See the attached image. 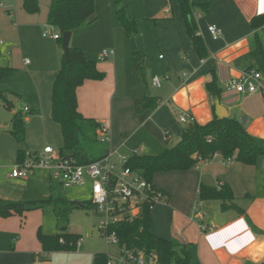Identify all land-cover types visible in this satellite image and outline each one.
I'll list each match as a JSON object with an SVG mask.
<instances>
[{
  "label": "crops",
  "instance_id": "obj_1",
  "mask_svg": "<svg viewBox=\"0 0 264 264\" xmlns=\"http://www.w3.org/2000/svg\"><path fill=\"white\" fill-rule=\"evenodd\" d=\"M7 1L9 19L0 12V37L5 40L0 46V66H11L14 71L0 81V90H11L20 101H14L12 111H0V197L36 201L49 198L56 182L53 170L34 168L19 178L11 172L21 149L37 151L64 144L61 125L52 116L54 83L64 50L60 38L43 35L46 30L60 34L48 22L52 0H39L38 14L26 12L22 0ZM191 1L195 3L191 17L208 50L205 58L192 45L178 0H122L143 35L144 79L135 65L134 43L118 22L116 0H96L95 16L86 23L97 25L102 21L101 12L109 11L102 22L108 41L88 58L97 61L106 77L87 79L78 87L77 97L80 112L108 129L114 160L140 152L158 154L176 145L186 125L181 116L187 113L206 124L218 116L217 100L226 110L224 117L239 119L251 135L264 140V74L260 68L264 60L253 53L257 47L264 50V22L260 27L252 25L255 16L264 20V0ZM211 24L223 30L218 40L208 30ZM104 49H113L115 55L99 61ZM248 69L262 73V87L254 93L228 90L229 81ZM214 72L223 89L216 97L206 87ZM155 76L161 77L160 86L153 84ZM146 96L158 98L155 109L142 106ZM20 110L26 120L23 144L11 132L12 118ZM201 183L230 185L236 204L259 232L252 229L245 215L222 211L219 201H204L200 222L193 210ZM154 184L165 192V198L152 208L151 230L162 238L191 244L192 264H264V156L256 165H247L216 154L192 169L158 172ZM44 217V208L28 211L24 218L0 217V240L7 234H13L15 240L11 246L0 241V264H68L69 258L81 255L78 251H43L37 232L44 228ZM70 225L72 232L81 234L71 221ZM212 225L213 230H204Z\"/></svg>",
  "mask_w": 264,
  "mask_h": 264
},
{
  "label": "trees",
  "instance_id": "obj_2",
  "mask_svg": "<svg viewBox=\"0 0 264 264\" xmlns=\"http://www.w3.org/2000/svg\"><path fill=\"white\" fill-rule=\"evenodd\" d=\"M183 9L187 32L196 53L201 57H208V50L203 37L198 34L195 20L191 17L195 5L191 0H178ZM118 4L117 18L127 35L135 41L139 36L137 20L131 16L129 9L122 0ZM23 8L30 14L38 13L41 9L39 0H22ZM96 12V0H52L49 7L48 22L60 32V40L67 31H74L86 22L92 20ZM263 17L255 16L252 19L254 27L263 25ZM134 61L145 79L142 56L134 43ZM264 60V50L257 47L253 52ZM14 71L11 66H0V81L8 78ZM106 73L98 68L97 61L89 59L84 50L71 46L68 59L63 62L57 74L53 89V119L61 125L64 144L60 148L62 156L71 158L79 165H88L96 160L107 157L110 150V141L103 140L100 131L103 124L94 118L85 117L79 110L77 89L87 79L103 80ZM212 97L221 96L223 89L218 78H213L206 85ZM11 90H0V111L2 107L12 111L15 107ZM144 108L155 109L158 98L146 96L142 103ZM12 134L20 144L25 141L26 120L23 111H18L12 118ZM216 154L225 158H232L247 165H256L264 156V140L251 135L245 125L237 118L214 117L206 124L190 121L182 130L179 142L164 149L158 154H134L128 157L125 164L133 172L150 182L158 172L173 170H188L199 165ZM25 151H19V159L23 160ZM61 183H53L49 198L36 201L10 200L0 197V217L8 218L19 215L24 218L28 211L42 209L50 204L55 212L58 231L49 234L38 229L37 238L45 252L76 251L81 234L70 230V215L75 208L92 207L91 200L83 203L71 202L63 192ZM235 195L230 185L221 183L211 186L201 183L199 200L219 201L222 211L235 210L239 216L246 219L254 231L259 232L246 211L240 208L235 201ZM145 205L140 214L132 219L123 218L111 226L117 231L121 244L138 251L155 252L159 264H192L193 250L189 243L178 238L166 239L155 235L151 230V212L154 207ZM63 239V242H61ZM108 253L97 252L93 257V264H107Z\"/></svg>",
  "mask_w": 264,
  "mask_h": 264
},
{
  "label": "built area",
  "instance_id": "obj_3",
  "mask_svg": "<svg viewBox=\"0 0 264 264\" xmlns=\"http://www.w3.org/2000/svg\"><path fill=\"white\" fill-rule=\"evenodd\" d=\"M208 30L215 40L223 35V30L215 24L209 25ZM198 34H200L199 31ZM43 35L60 38V34H50L49 30L44 31ZM4 43L5 40L0 37V46ZM114 55L113 49H104L98 56V60L105 61ZM261 78L260 71L248 69L241 76L232 78L227 89L237 93H254L262 87ZM153 84L160 86L161 77L155 76ZM180 120L185 124L194 121L187 113L183 114ZM100 134L103 140L110 141L109 131L105 125ZM165 135L167 136L168 132ZM128 157L122 156L119 160H114L110 152L105 158L88 165H79L75 160L62 156L60 150L47 145L41 150L25 152L24 159L13 165L11 176L26 177L34 168H45L53 170L54 179L65 187L85 185L90 181L91 203L98 212L103 214L98 222V229L111 244L118 248L115 253L108 254L107 264H159L157 253L138 251L121 244L117 231L111 229L113 224L123 218L132 219L139 215L145 205H156L165 198V192L158 188L154 182L148 181L125 166ZM200 161L203 160L200 159ZM203 204L204 202L199 200L193 210L200 222L204 215ZM214 228L215 225H212L204 227V230H213Z\"/></svg>",
  "mask_w": 264,
  "mask_h": 264
},
{
  "label": "rangeland",
  "instance_id": "obj_4",
  "mask_svg": "<svg viewBox=\"0 0 264 264\" xmlns=\"http://www.w3.org/2000/svg\"><path fill=\"white\" fill-rule=\"evenodd\" d=\"M0 4L3 5V8L0 9V12L4 13L6 18L9 19L10 15L6 12V9L10 6L9 1L0 0ZM99 8L100 5L98 6V11H101ZM101 14H102L101 15L102 21L100 23H98L97 25H92L94 22L90 25L86 23L83 25V27L76 28L72 34L71 46L84 47L86 56L89 58L92 57L91 55H93L95 48L102 47V45L105 44L106 41H108L103 23L105 22L104 20L107 19L106 17L110 15V12L108 11V13L107 12L103 13L102 11ZM140 36L143 37L141 33ZM132 42L133 43L136 42V37H135V41L132 39ZM144 54H146L145 50H144ZM145 58L146 57H144V59ZM261 64L262 66L260 68L262 69L264 74V62L261 61ZM11 98L15 102L20 101L19 98L15 96H12ZM1 109L4 113L8 111L5 107H2ZM221 115L224 116V114ZM53 145L54 148H56L57 150H59L60 149L59 147H61L58 146L57 144H53ZM62 188L65 196L71 202L83 203L85 201L91 200L90 181H88L85 185H73L70 187L63 186ZM217 203L219 205V202ZM218 211L220 212V209ZM44 212H45L44 228L42 229L46 233L55 234L58 231V228H57L56 215L52 206L50 204L44 205ZM101 217H103V214L98 212L94 206L78 207L73 210V212L70 215V221L71 224H73V226L75 227V229L81 232L80 244L78 245L76 250L81 255L77 258L74 257L69 258V261H67L68 264H93V254L97 252L107 253L110 251L118 250L117 246L111 244L108 238L99 231L98 222ZM5 236L6 237L8 236V240H6V237L3 238V240L1 239L0 240L1 244L4 246L5 245L11 246V243L15 242L13 238V234H7ZM59 252H70V251H59Z\"/></svg>",
  "mask_w": 264,
  "mask_h": 264
},
{
  "label": "water",
  "instance_id": "obj_5",
  "mask_svg": "<svg viewBox=\"0 0 264 264\" xmlns=\"http://www.w3.org/2000/svg\"><path fill=\"white\" fill-rule=\"evenodd\" d=\"M71 38H72V31H67L63 34L62 36V47H63V50H64V55L65 57L68 59V55H69V51H70V47H71ZM136 42H137V47L139 49V52L143 58V62H144V57H145V54H144V40H143V37L142 36H137L136 37ZM218 100L216 101V107L217 109H219L218 107ZM221 114H223L222 112H220L218 110V116L219 117H224L222 116ZM73 203H76V202H73Z\"/></svg>",
  "mask_w": 264,
  "mask_h": 264
},
{
  "label": "bare ground",
  "instance_id": "obj_6",
  "mask_svg": "<svg viewBox=\"0 0 264 264\" xmlns=\"http://www.w3.org/2000/svg\"><path fill=\"white\" fill-rule=\"evenodd\" d=\"M219 110H220V112L226 114V110L223 107L219 106Z\"/></svg>",
  "mask_w": 264,
  "mask_h": 264
}]
</instances>
